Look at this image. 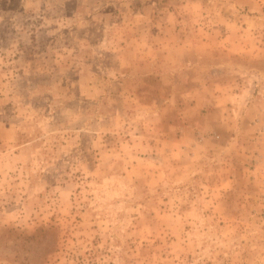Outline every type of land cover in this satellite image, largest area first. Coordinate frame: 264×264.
I'll return each mask as SVG.
<instances>
[{"label":"rangeland","instance_id":"rangeland-1","mask_svg":"<svg viewBox=\"0 0 264 264\" xmlns=\"http://www.w3.org/2000/svg\"><path fill=\"white\" fill-rule=\"evenodd\" d=\"M0 264H264V0H0Z\"/></svg>","mask_w":264,"mask_h":264}]
</instances>
